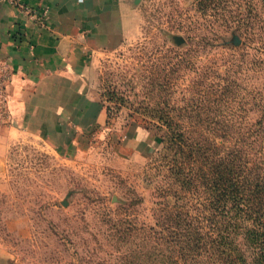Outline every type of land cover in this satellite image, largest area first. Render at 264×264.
<instances>
[{
  "label": "rangeland",
  "instance_id": "1",
  "mask_svg": "<svg viewBox=\"0 0 264 264\" xmlns=\"http://www.w3.org/2000/svg\"><path fill=\"white\" fill-rule=\"evenodd\" d=\"M135 7L124 41L94 65L108 122L81 136L20 137L0 147V264L143 262L136 253L146 249L156 189L166 186L162 131L144 121L171 117L192 135L218 138L215 120L244 117L245 104L250 117L263 111L257 0ZM230 84L233 92L217 91Z\"/></svg>",
  "mask_w": 264,
  "mask_h": 264
},
{
  "label": "trees",
  "instance_id": "2",
  "mask_svg": "<svg viewBox=\"0 0 264 264\" xmlns=\"http://www.w3.org/2000/svg\"><path fill=\"white\" fill-rule=\"evenodd\" d=\"M257 4L264 8V0ZM258 101L257 118L245 104L244 117L215 120L218 138L192 135L171 117L144 121L162 131L166 186L156 189L146 249L136 253L145 260L133 264H264V96Z\"/></svg>",
  "mask_w": 264,
  "mask_h": 264
},
{
  "label": "crops",
  "instance_id": "3",
  "mask_svg": "<svg viewBox=\"0 0 264 264\" xmlns=\"http://www.w3.org/2000/svg\"><path fill=\"white\" fill-rule=\"evenodd\" d=\"M134 0H0V147L106 124L94 65L124 41Z\"/></svg>",
  "mask_w": 264,
  "mask_h": 264
},
{
  "label": "built area",
  "instance_id": "4",
  "mask_svg": "<svg viewBox=\"0 0 264 264\" xmlns=\"http://www.w3.org/2000/svg\"><path fill=\"white\" fill-rule=\"evenodd\" d=\"M5 78V69L3 66H0V97L3 96Z\"/></svg>",
  "mask_w": 264,
  "mask_h": 264
},
{
  "label": "water",
  "instance_id": "5",
  "mask_svg": "<svg viewBox=\"0 0 264 264\" xmlns=\"http://www.w3.org/2000/svg\"><path fill=\"white\" fill-rule=\"evenodd\" d=\"M138 2H139V0H134L135 5H136ZM236 38H237V39H236V44H238L239 39H238V37H236ZM178 41L181 42L182 40H181V39H178Z\"/></svg>",
  "mask_w": 264,
  "mask_h": 264
}]
</instances>
